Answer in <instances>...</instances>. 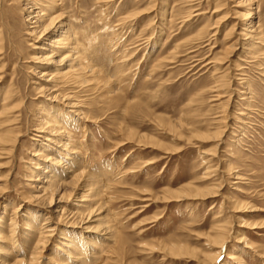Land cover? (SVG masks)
<instances>
[{
  "label": "rangeland",
  "instance_id": "1",
  "mask_svg": "<svg viewBox=\"0 0 264 264\" xmlns=\"http://www.w3.org/2000/svg\"><path fill=\"white\" fill-rule=\"evenodd\" d=\"M258 1L255 20L264 32V0ZM26 3L0 0V135L20 136L15 151H0L6 191L0 193V218L10 199L27 198V208H36L29 198L39 193L40 153L59 158L44 150L49 142L36 130L39 114L49 111L74 133L79 168L98 176L100 195L90 204L105 208L87 224L109 227L114 237L89 240L103 245L95 249V264H264V45L256 46L259 60H239L244 40L237 35L234 1L60 0L76 42L91 43L93 55L85 83L66 69L56 78L58 92L80 102L79 115L51 98L56 82L41 76L45 50L36 46L46 47L54 35L38 42ZM9 96L16 109L1 115ZM80 185H72L74 196L58 212L37 215V234L25 230L20 214L16 254L26 263H62L61 228L77 240L87 236L64 224L79 215ZM45 217L57 228L32 262ZM219 235L227 240L221 248L214 242ZM178 246L187 252L175 254ZM219 251L216 262L209 260Z\"/></svg>",
  "mask_w": 264,
  "mask_h": 264
},
{
  "label": "bare ground",
  "instance_id": "2",
  "mask_svg": "<svg viewBox=\"0 0 264 264\" xmlns=\"http://www.w3.org/2000/svg\"><path fill=\"white\" fill-rule=\"evenodd\" d=\"M26 1L28 2L26 3V7L28 8V11L31 12V14L28 16L26 20L31 22V24H33V27L31 29L32 35H37V40H39L38 42H40L41 40L48 39V37H50L51 35H54L49 40H47L48 42L45 41L47 42L45 43L47 44L46 47L39 46V45L36 46L37 48H43L42 50H45V51H42L43 54L39 56L40 58L39 61H41L42 64H44L43 65L44 70L41 71V74H42L41 76H47V78L44 79L45 82L47 83L56 82L55 84H51L52 88L50 89L47 87L46 88L47 90L48 89L51 90L50 91L51 95L54 94L51 98L58 100V102L60 101V102L66 103L67 106L75 109L73 110V112H75V115L76 114L79 115V113H81L82 111V110H79L80 102H77L70 95H67V94L65 95L63 93H62L63 95H61L60 94L61 91L58 92L60 89H59L56 78L59 77V75L62 73L60 71L61 69H66L67 71L64 74L73 72L75 75L80 77V80L84 81L85 83L87 79L84 78V74L88 71V69L90 70L93 69L92 68L93 66L91 65V61H90V59L93 56L90 50V47H89L91 46V43H88L87 45H84L83 47H81L79 46V43L76 42L75 32L67 20L68 16L66 18L64 13L60 10L62 9V6H63V4L60 3V0H26ZM233 1L235 3L234 5L235 14H236V17L238 18L237 26L239 24V28L241 27V30L237 31V35L240 36L244 40V43H243L244 50L240 54L239 60H242L243 56H247L251 59L253 58V59L259 60L261 58L260 54L262 53L259 54L258 51H255V49H257L256 46L258 44L264 45V32L261 29L262 25L256 22L255 16L257 14L258 8L260 7L258 3L261 1H258V0H233ZM255 5L257 6L255 7ZM219 31L220 29H218L217 27L214 33L216 34ZM246 42L248 43L246 44ZM40 45H43V44H40ZM85 62L87 65L84 64ZM52 65L57 66V67L56 69L50 72L48 68H50V66ZM243 67H241L240 63L236 65L237 69L241 68L240 69L241 72H244L245 70L243 69ZM44 93L47 94V91ZM11 100L13 101V98L11 96L5 98L3 102L4 104L2 105L4 106V110L2 108L3 111L1 112V115L10 114L13 112V110L16 109V107L12 105ZM42 113L44 115L40 117ZM52 114L53 113L49 111H42L38 117V121L41 123V126L39 125L40 127H38V129L36 130L38 132L45 134L44 136L45 140L49 142V143L47 142L48 144L46 145L44 150L49 151L50 154L53 153L59 156V158L53 159L48 154H47L48 156L45 155L46 153L44 154V151L40 153V156L42 157L41 159H39L40 160L39 162L37 161V166L35 167V169L41 173L44 167L43 176L41 175V177H38L35 179V182L39 183V186H37L38 187L37 189H39V193L29 198L36 206L35 209L27 208V205H26V202L28 200L27 198L21 200L20 202L10 199V200H7L8 201L7 204L3 205L4 212H3V216H1L0 218L1 219L0 220V264H28L26 263V259L28 258L20 257L16 254V252L18 251L17 250L18 246L16 244L18 242L17 240L18 235L16 236V233L20 225L19 220H18V217L20 216V214L22 213L26 219L25 225L29 226V227L26 226L27 229L25 230L29 232L34 231L36 233L34 223H35V219L38 220L37 215H39L40 212L43 214L44 212L42 211L46 209H47V212H58L56 211V209L59 207L58 205L65 202L64 200H66L65 199L66 197L70 199L71 197L74 196L73 190L75 188H72V185H77L78 183H81L80 189L82 190V192L78 194L79 197L76 196L77 200H79V203H77L78 205L76 204L77 209L79 211L77 213H79V215L71 214L70 217L68 218L69 221H67L64 224L72 226V228H76V227L82 228V230L86 233L87 236L82 237L83 239L80 238L79 240H77L75 238H72L71 234H68L71 232H68V231L66 232L64 228H61V235L59 237L60 240L58 241L59 243L58 245L60 246L59 252H60V255L63 256L62 257L63 261L60 264H95V262L98 260V257L96 256L98 251L96 252L95 249L102 248L103 245H100L99 242L97 241H89V240H93V237H94L93 235L95 234L103 236L102 240L104 241H107V240L112 241L114 237V234H113L114 232L112 233V229L109 227H104V226L93 227L87 224L90 222V220H92L93 215L97 216L99 214H102L101 210H104L105 208L102 205L103 203L102 204L99 203L94 208L93 207L91 208L92 205L90 204L96 201L98 196L100 195V189L97 185L98 176L94 174L92 175V173L90 174L89 172L87 173L85 170H81V168H79V164L81 163V161H79L78 146L76 142L72 141L74 133L72 134L71 132L66 130L67 127L65 129L63 125L60 123L59 119L54 117ZM10 132L5 135L3 134L0 135V145H2L0 146V151L4 152L5 154L7 150H9V152L15 151L14 150L15 146L20 137L19 135H16L13 137L12 134H10ZM15 132H17V130ZM10 143L12 144L13 149L7 148V145H10ZM53 145H56L59 149H56L55 147H53ZM54 149L56 150L53 151ZM49 160H54V163L48 164L47 161ZM63 165H65L64 166L65 170L58 172L57 167L63 166ZM1 180H4V179L0 177V181ZM1 182H0V185H1ZM1 192L2 194L3 192L4 194L6 193L5 189H2L0 187V193ZM195 193L199 196L206 195L204 191H201L199 189L196 190ZM195 195L192 194V196L196 197ZM175 198L177 199L176 196ZM97 206H98V209L96 210ZM9 210H11L10 214L8 213ZM8 214H9V217H8ZM84 216H85V219L83 220ZM6 217H8V219H6ZM45 219H46L45 224H43L45 228L43 231H42L43 228H41V231L39 232V235H40L39 242H41V244L37 243L36 246H34L35 250L34 251L32 250L33 252L32 262L34 260H37L36 258H39L38 255L40 254L39 252H40L41 246L44 245L43 248L47 246V244L50 241L49 239L54 236V232H52V230L57 228V227L52 228V224H51L49 217L47 218L45 217ZM7 220H8V223L4 224V222ZM243 226L251 227V229H256V226H253L252 224L246 223V225L244 224ZM221 229L223 230V228ZM25 234H26V231H25ZM244 237H241L242 239L239 242H242V240H244ZM85 238L88 239L87 242L89 241L88 243L89 245L86 243L84 246L85 247L87 246V248H85L84 246L82 248L81 244ZM226 241L227 240L223 235H221L219 239L214 240L215 244H218L217 246H219L220 248L226 243ZM84 248L89 250V253L92 255L91 257H87L88 255L87 253L84 252L83 250ZM177 248L178 249H177V252H175V254H178V253H181L187 250L181 246H178ZM30 254L32 255V253ZM219 256H220V251L215 254L207 255L209 260L213 262L214 261L216 262V260L219 259ZM40 257H43V256L41 255ZM229 258L236 259L237 257L235 254H230ZM241 262L242 264H244L243 260Z\"/></svg>",
  "mask_w": 264,
  "mask_h": 264
}]
</instances>
